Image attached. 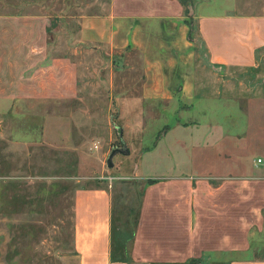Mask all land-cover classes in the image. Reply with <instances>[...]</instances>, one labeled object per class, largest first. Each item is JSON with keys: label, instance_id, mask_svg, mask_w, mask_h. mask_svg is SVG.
Segmentation results:
<instances>
[{"label": "rangeland", "instance_id": "1", "mask_svg": "<svg viewBox=\"0 0 264 264\" xmlns=\"http://www.w3.org/2000/svg\"><path fill=\"white\" fill-rule=\"evenodd\" d=\"M110 1L0 0L16 4L0 11L47 16L48 48L76 64L78 87L73 99L0 100V264H80L73 215L78 190L108 192L114 255L123 246L129 257L150 180L223 183L264 170V51L253 68L216 66L197 20L198 13L264 15V0H180L183 19H136L123 32L125 44L92 49L77 43L80 16L104 13ZM123 145L129 153L116 154L108 168L110 151ZM237 185L208 190L223 198ZM263 188L252 183L248 191L256 196ZM247 203L255 231L264 199ZM221 240L219 230L202 236L205 247Z\"/></svg>", "mask_w": 264, "mask_h": 264}, {"label": "crops", "instance_id": "2", "mask_svg": "<svg viewBox=\"0 0 264 264\" xmlns=\"http://www.w3.org/2000/svg\"><path fill=\"white\" fill-rule=\"evenodd\" d=\"M230 3L233 8L235 2ZM0 5L16 6L4 2ZM182 8L184 3L180 0H111L104 13L80 16L76 41L92 49H112L115 43L125 44L128 40L123 32L132 21L183 19ZM197 20L199 36L214 65L256 66L258 53L264 51V15L198 13ZM47 27L43 13L0 11V100L76 97V64L49 50ZM131 40L137 45V36ZM153 180L141 195L127 262L111 259L112 200L108 192L100 188L76 192L74 247L80 264H264V234L259 228L261 222L264 224L263 210H259L254 231L253 207L247 203L254 198L264 199V188L256 196L248 191L252 183L264 187V170L223 183L183 176ZM228 184H238L239 192L222 198L219 192L208 190L211 186L218 191ZM218 230L223 240L205 247L202 236ZM251 232L257 236L249 237ZM204 252L212 254L207 256Z\"/></svg>", "mask_w": 264, "mask_h": 264}, {"label": "trees", "instance_id": "3", "mask_svg": "<svg viewBox=\"0 0 264 264\" xmlns=\"http://www.w3.org/2000/svg\"><path fill=\"white\" fill-rule=\"evenodd\" d=\"M155 180H150L149 182H147V184H150L152 182H154ZM139 211V209H138ZM137 216H138V212L136 213V216L134 218V221H133V226H135V223H136V219H137ZM111 236H112V244H111V259L112 261L114 262H122V261H129V257L127 256V250H125V247H121L119 249H121L120 251V255L117 257L114 255V242H113V239H114V236H115V232H116V228L114 227V217H113V213L111 212ZM133 232H134V229L132 231V233L130 234V238L132 239V236H133Z\"/></svg>", "mask_w": 264, "mask_h": 264}, {"label": "water", "instance_id": "4", "mask_svg": "<svg viewBox=\"0 0 264 264\" xmlns=\"http://www.w3.org/2000/svg\"><path fill=\"white\" fill-rule=\"evenodd\" d=\"M129 153L128 149L123 145L122 147H116V148H113L107 159H106V165L108 168H111L113 166V163H112V158L116 155V154H125L127 155Z\"/></svg>", "mask_w": 264, "mask_h": 264}, {"label": "built area", "instance_id": "5", "mask_svg": "<svg viewBox=\"0 0 264 264\" xmlns=\"http://www.w3.org/2000/svg\"><path fill=\"white\" fill-rule=\"evenodd\" d=\"M257 162H258V163H260V162H261V160H260V159H258V160H257Z\"/></svg>", "mask_w": 264, "mask_h": 264}]
</instances>
